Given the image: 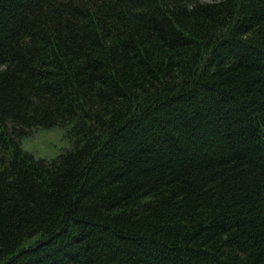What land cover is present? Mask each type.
Masks as SVG:
<instances>
[{"label": "trees", "instance_id": "1", "mask_svg": "<svg viewBox=\"0 0 264 264\" xmlns=\"http://www.w3.org/2000/svg\"><path fill=\"white\" fill-rule=\"evenodd\" d=\"M0 264H264V0H0Z\"/></svg>", "mask_w": 264, "mask_h": 264}, {"label": "rangeland", "instance_id": "2", "mask_svg": "<svg viewBox=\"0 0 264 264\" xmlns=\"http://www.w3.org/2000/svg\"><path fill=\"white\" fill-rule=\"evenodd\" d=\"M206 2L214 0H203ZM21 148L37 159L50 160L69 147L64 131L59 127L36 129L21 140Z\"/></svg>", "mask_w": 264, "mask_h": 264}]
</instances>
